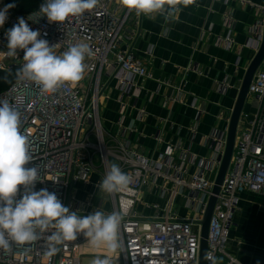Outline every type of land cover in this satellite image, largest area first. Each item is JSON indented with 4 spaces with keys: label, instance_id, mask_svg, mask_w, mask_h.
Returning a JSON list of instances; mask_svg holds the SVG:
<instances>
[{
    "label": "built area",
    "instance_id": "built-area-1",
    "mask_svg": "<svg viewBox=\"0 0 264 264\" xmlns=\"http://www.w3.org/2000/svg\"><path fill=\"white\" fill-rule=\"evenodd\" d=\"M44 2L40 0L29 12L9 9L8 19L0 27V71L15 69L17 73L24 63L22 50L15 58L5 55V33L20 17L32 30H38L39 38L47 40L49 46L56 45L57 54L83 42L90 46L93 56L86 60L91 70L75 86L65 85L54 93L43 94L34 83L16 76L0 91V101H7L21 113V131L29 138L32 156L25 167H36L43 180L36 183L34 190L55 193L64 206L79 215L126 208L120 228L122 248L111 255L114 264H198L201 220L225 147L227 126L218 136L212 134L221 147L212 159H197L186 150L174 157L171 145L150 158L129 147L120 123V129L105 131L100 100L106 97L110 81L115 80L121 97L137 95V81L147 75L145 61L132 48L119 47L136 34L127 30L129 21L138 23L144 15L129 12L120 0H99L93 10L70 17L61 25L41 16L39 7ZM7 4V0H0V9ZM263 13L264 5L256 13L259 17L254 37L245 43L253 55L262 40ZM223 42L225 49L232 47L230 34ZM180 90L178 87L175 91L174 101L181 102ZM249 97L250 109L244 108L240 114L231 158L208 227L206 254L214 253L223 264H242L226 247L239 194L246 191L264 195V57L249 84L246 102ZM112 163L131 177L129 187L119 193L104 192V209L100 205L92 207L91 195L86 200L78 199L80 185L91 184L99 189ZM145 187L154 201L142 195ZM140 206L152 212H141ZM88 246L86 237L79 234L49 258L41 239L29 246L13 245L10 252L0 250V264H81L86 253L104 255L101 251L91 252Z\"/></svg>",
    "mask_w": 264,
    "mask_h": 264
},
{
    "label": "crops",
    "instance_id": "crops-1",
    "mask_svg": "<svg viewBox=\"0 0 264 264\" xmlns=\"http://www.w3.org/2000/svg\"><path fill=\"white\" fill-rule=\"evenodd\" d=\"M263 5L264 0H194L170 18L157 14L142 16L138 23L129 21L127 30L136 34L119 47L132 48L145 61L147 75L137 81V95L121 97L115 80L110 81L102 98L105 131L118 130L120 123L129 147L150 158L166 145L173 146L174 157L181 150L197 159L215 157L221 147L212 134L218 136L227 126L253 56L245 43L254 37L256 13ZM228 34L233 43L225 49ZM178 87L181 102L172 98ZM251 102L249 97L245 110ZM147 190L142 195L154 201ZM139 210L152 212L144 206ZM232 222L229 236L234 247L229 253L242 264H264V195L241 192ZM240 227L248 240L241 242L239 252Z\"/></svg>",
    "mask_w": 264,
    "mask_h": 264
},
{
    "label": "clouds",
    "instance_id": "clouds-1",
    "mask_svg": "<svg viewBox=\"0 0 264 264\" xmlns=\"http://www.w3.org/2000/svg\"><path fill=\"white\" fill-rule=\"evenodd\" d=\"M194 0H120L123 8L137 16L152 18L159 14L170 18ZM99 0H45L39 7L41 16L50 23L63 24L70 17L83 15L97 7ZM15 3L0 9V27L8 19L9 9ZM10 58L22 50V66L17 70L19 80L34 83L43 94L56 92L60 87L75 86L91 70L86 60L93 56L87 43H77L57 54L55 46L41 39L38 30H32L23 17L5 33ZM32 161L29 138L21 131V113L7 101H0V250L10 252L13 245L29 246L44 240L46 255L51 258L68 241L83 234L90 247L106 250V255L95 256L90 264H113L111 255L121 250L120 228L127 209L105 213L94 211L79 215L70 211L47 189L35 191L39 178L36 167H25ZM131 177L119 165L112 163L99 189L108 194L126 190ZM21 186L23 191L21 192ZM19 197V198H18ZM51 233L50 235H45ZM208 264H220L217 256L208 252Z\"/></svg>",
    "mask_w": 264,
    "mask_h": 264
},
{
    "label": "water",
    "instance_id": "water-1",
    "mask_svg": "<svg viewBox=\"0 0 264 264\" xmlns=\"http://www.w3.org/2000/svg\"><path fill=\"white\" fill-rule=\"evenodd\" d=\"M263 57H264V13H263L262 40H261V43H260V46L257 52L250 59L249 63L247 64L245 68L244 74L242 76V79H241V82L238 88V93H237L236 99L234 101L233 107L231 109V112L228 118L225 147L220 157V164L216 171L212 190H211V193L209 195V198H208V201L205 207L203 218L201 220L198 264H205L204 256L207 250L208 227H209L210 217H211L214 205H215L216 195L219 192L220 185L223 181L225 172L227 170V167H228V164L231 158V153L233 150V145H234L235 136H236V128H237L240 114L242 110L244 109L245 102L247 100L249 84L261 60L263 59Z\"/></svg>",
    "mask_w": 264,
    "mask_h": 264
},
{
    "label": "rangeland",
    "instance_id": "rangeland-1",
    "mask_svg": "<svg viewBox=\"0 0 264 264\" xmlns=\"http://www.w3.org/2000/svg\"><path fill=\"white\" fill-rule=\"evenodd\" d=\"M38 5H39V3H38ZM103 107L104 106H102V99H101L100 100V117H101V113L103 111ZM101 122H102V119H101ZM89 185H87V184L80 185L77 188L76 197L78 199H80V200H86L88 198V196L91 195L90 202L92 203V207L100 205V207L104 209L107 206L106 205V199H105L106 194L104 193V191H102V190H100L98 188H95L91 184H89ZM149 201L151 202L150 199H149ZM181 213L183 214V210H181ZM231 230H233V229H231ZM238 230L241 231V234L238 235V237L236 238V248H237V251L240 252L241 248H240L239 245L241 244V242H242V244H244L243 240H248L247 239L248 237H245V235H244L245 229H243V227H240ZM230 238H231V235L228 238L227 246H226V247H228L229 252L231 251L230 246H231L232 249L234 247V244H231ZM88 250H91V252H93V251H101V252L104 253V255L107 254L106 250H104L102 248L101 249H96V248H92V247L88 246ZM88 252H90V251H88ZM95 256H97V255L94 252L92 254L91 253H86L85 255H83L81 257V264H90L91 260ZM114 261H115V259H113V264L115 263ZM220 264H223V262L221 261Z\"/></svg>",
    "mask_w": 264,
    "mask_h": 264
},
{
    "label": "trees",
    "instance_id": "trees-1",
    "mask_svg": "<svg viewBox=\"0 0 264 264\" xmlns=\"http://www.w3.org/2000/svg\"><path fill=\"white\" fill-rule=\"evenodd\" d=\"M8 4L15 3L16 7L22 12L34 10L40 0H7ZM16 77V70L11 69L8 72L0 71V91L5 89Z\"/></svg>",
    "mask_w": 264,
    "mask_h": 264
}]
</instances>
